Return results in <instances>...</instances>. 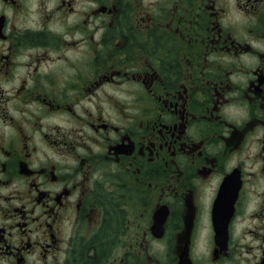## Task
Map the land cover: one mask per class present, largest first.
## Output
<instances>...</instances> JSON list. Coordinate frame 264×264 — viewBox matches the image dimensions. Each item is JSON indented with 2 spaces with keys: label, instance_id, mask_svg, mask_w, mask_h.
<instances>
[{
  "label": "flooded vegetation",
  "instance_id": "af4514ba",
  "mask_svg": "<svg viewBox=\"0 0 264 264\" xmlns=\"http://www.w3.org/2000/svg\"><path fill=\"white\" fill-rule=\"evenodd\" d=\"M264 264V0H0V264Z\"/></svg>",
  "mask_w": 264,
  "mask_h": 264
},
{
  "label": "water",
  "instance_id": "95a60500",
  "mask_svg": "<svg viewBox=\"0 0 264 264\" xmlns=\"http://www.w3.org/2000/svg\"><path fill=\"white\" fill-rule=\"evenodd\" d=\"M180 264H191L189 260H184Z\"/></svg>",
  "mask_w": 264,
  "mask_h": 264
}]
</instances>
